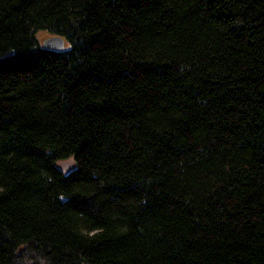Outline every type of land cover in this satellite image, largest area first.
<instances>
[{"label": "trees", "instance_id": "obj_1", "mask_svg": "<svg viewBox=\"0 0 264 264\" xmlns=\"http://www.w3.org/2000/svg\"><path fill=\"white\" fill-rule=\"evenodd\" d=\"M0 264H264V0H0Z\"/></svg>", "mask_w": 264, "mask_h": 264}, {"label": "rangeland", "instance_id": "obj_2", "mask_svg": "<svg viewBox=\"0 0 264 264\" xmlns=\"http://www.w3.org/2000/svg\"><path fill=\"white\" fill-rule=\"evenodd\" d=\"M56 36L59 35H56L47 29H42L37 33L38 40L42 46H47L48 42ZM61 39H62V44H61L62 49H67L71 46L70 42L66 38L61 37Z\"/></svg>", "mask_w": 264, "mask_h": 264}, {"label": "water", "instance_id": "obj_3", "mask_svg": "<svg viewBox=\"0 0 264 264\" xmlns=\"http://www.w3.org/2000/svg\"><path fill=\"white\" fill-rule=\"evenodd\" d=\"M61 44H62V39H61V37H59V36H56V37H54L53 39H51L49 42H48V44H47V46H49V47H53V48H61Z\"/></svg>", "mask_w": 264, "mask_h": 264}]
</instances>
